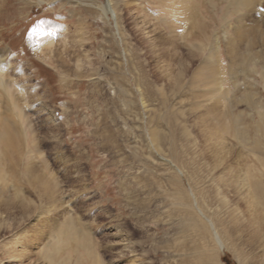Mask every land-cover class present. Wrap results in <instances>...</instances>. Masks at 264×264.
I'll list each match as a JSON object with an SVG mask.
<instances>
[{"label":"rangeland","instance_id":"1","mask_svg":"<svg viewBox=\"0 0 264 264\" xmlns=\"http://www.w3.org/2000/svg\"><path fill=\"white\" fill-rule=\"evenodd\" d=\"M237 3L0 0V66L25 114L22 129L13 110L0 167L26 202L21 207L10 189V201L0 199L1 264H89L52 250L61 211L21 182L29 157L52 173L103 264H260L254 223L262 213L251 219L244 190L228 183L245 167L264 174V0L245 10ZM44 34L51 44L41 42ZM215 77L221 100L211 95ZM155 130L159 150L150 141ZM175 175L186 201H175ZM200 192L206 215L217 210L237 233L230 242L207 238L198 262L202 235L188 199ZM235 208L243 219L236 226Z\"/></svg>","mask_w":264,"mask_h":264},{"label":"bare ground","instance_id":"2","mask_svg":"<svg viewBox=\"0 0 264 264\" xmlns=\"http://www.w3.org/2000/svg\"><path fill=\"white\" fill-rule=\"evenodd\" d=\"M255 2L257 3V0H238L237 5L245 10L246 8L252 7L253 5L255 6ZM180 11L185 12V9H181ZM102 12H103V15L108 14V12L112 13L115 17L117 15L116 11L111 7H103ZM117 27L119 28L118 24H117ZM41 42L45 44L46 43L51 44V40L46 34H44V38H42ZM200 51L203 52L204 49H200ZM0 61H2V59ZM242 62L234 63L232 65L231 72L234 78H237L238 74L240 73V63ZM6 68L0 66V147H2V149H0V153L3 151L5 153V150L7 151L11 147L13 131L11 127L12 120H10V118L13 114V110L15 111V118H17L16 123L20 124V126H22L21 127L22 129L24 126L23 115H25V114L22 115L20 111L21 108L20 109L18 108L17 103H15V100L13 99V97L15 96L14 95L12 96V93H11L12 86H11V81L9 80L10 77H9V74L7 73ZM221 82H222L221 77H218L214 80L213 83H211V87L213 88L211 95H213L212 96L213 99L221 100L222 98L219 96L220 91L223 88L222 87L223 85L221 84ZM236 82L237 81L234 80V84H236ZM19 104L20 103L18 102V105ZM224 121L225 120H223L222 127H223L224 133H227L228 127ZM236 123H237V120H236ZM182 134H184L185 137H189V134L186 131V129H182ZM218 134L221 135L220 133ZM263 134H264V130H263ZM238 135L241 139H243L244 134L242 132H239ZM150 138H151L150 141H151L152 147L154 149L159 150L161 146V142H162L160 131L155 130L154 132H151ZM215 139H216V135L214 136V138L212 134L209 135L210 141L215 140ZM218 144H219V147H222L223 149V147L225 146V142L222 137L218 139ZM170 158H171L170 160L175 161L174 158H176V156L172 153L170 154ZM29 159L30 160L28 161V164L25 168V177L22 179L21 182L26 181V183L29 186H32L38 189L39 194L45 197V200H44L45 204L48 205L47 208H49L50 211L52 212L53 211L56 212L57 210L61 211L60 212L61 221L59 223L57 222L59 231L52 238L54 241L52 250L56 253V255H59L62 252L68 253L70 251H73L74 253L72 255L75 256L78 262H81L85 259L86 262L87 261L89 262V264H103L104 262L103 258L101 257V254L95 248L96 239H93L92 237H90L88 233L83 230L84 228L80 229L78 227L80 223L78 224V222L74 219V217L70 215L68 211L65 210L66 209L64 208L65 203L61 199L60 191L58 190V184L55 181V178L52 175V173L49 172L47 168L46 169L38 168L36 164L33 162V159L30 157ZM167 163L174 164L171 161ZM178 172L179 174L181 173V171H178ZM10 177L12 176L9 171L4 170L3 168L0 169V199L6 196V194L9 192V189H10L12 191L11 197L15 200L16 199L19 200L18 203H20L22 207L26 203L25 197L23 195V190L21 189L22 187H19L18 185H16L15 182L11 181ZM263 178H264V174L262 170H257L256 172H250V169L245 167L243 170L239 171V175H237V177H235L233 181H229L228 183V184L234 185L239 191L244 190L243 198L247 204V210L249 213V217L251 219L255 216V213L257 211H260L262 213V215L259 218V221H256V223H254V224H258V222H260V224H258V227L261 226L260 228H258L261 231L256 230L254 232V236L256 237L258 241L257 246L260 248V252H261L259 255L260 264H264V184L261 181V179ZM172 179L174 183L177 185V190H176L177 192H175V197H174L175 201L178 199L180 200L184 199V201H186L187 199L184 198V194L181 190V187L178 186L179 176L178 175L172 176ZM216 197H220V200L218 201L219 206H222L224 208V206L227 205V201H226V198L219 192L218 188L216 189ZM9 198H10L9 196H6V199L8 201H10ZM188 200L190 202L188 205V209L192 210L195 213V217L200 223L199 226H200V229H201L200 231L202 235V238H201L202 246L200 247L199 259H197V261L201 262L202 260L201 256L203 255L202 254L203 248H206L205 242L207 238L213 239L215 243H220V241L217 242V236H218L217 233H218L221 235L222 240L230 242L232 240L233 234L237 233V230L225 227L223 222L217 217V214H218L217 210L213 212L211 219L206 215V213L211 208L207 204V197L205 193L200 192L198 193V197H193L192 199H188ZM235 213L237 214V216L232 215L233 219L231 222L232 225L234 226L239 225V222L243 220L242 218L239 217L237 208H235L232 211V214H235ZM218 228H220L219 231H217ZM41 255L42 257L43 256L45 257L44 251L41 253ZM46 260L48 264L49 262H51L49 259H46ZM1 262L2 261L0 260V264Z\"/></svg>","mask_w":264,"mask_h":264},{"label":"trees","instance_id":"3","mask_svg":"<svg viewBox=\"0 0 264 264\" xmlns=\"http://www.w3.org/2000/svg\"><path fill=\"white\" fill-rule=\"evenodd\" d=\"M225 264H228V263L225 262Z\"/></svg>","mask_w":264,"mask_h":264}]
</instances>
